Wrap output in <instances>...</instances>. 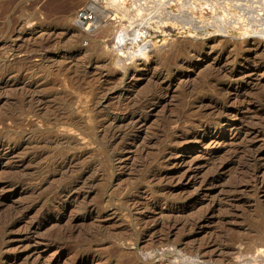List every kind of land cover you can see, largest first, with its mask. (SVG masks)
I'll use <instances>...</instances> for the list:
<instances>
[{"label":"rangeland","instance_id":"374dc122","mask_svg":"<svg viewBox=\"0 0 264 264\" xmlns=\"http://www.w3.org/2000/svg\"><path fill=\"white\" fill-rule=\"evenodd\" d=\"M61 1L0 0V264H264V41L171 24L115 65L110 29L41 47Z\"/></svg>","mask_w":264,"mask_h":264},{"label":"built area","instance_id":"2783aa9c","mask_svg":"<svg viewBox=\"0 0 264 264\" xmlns=\"http://www.w3.org/2000/svg\"><path fill=\"white\" fill-rule=\"evenodd\" d=\"M193 1L197 0H119V4L117 0H87L77 9L73 22L86 37L112 27L107 49L121 64H133L178 32L170 24L174 20L188 22L191 32H196L193 27L212 31L204 23L210 18L199 21ZM204 1L213 6L215 0ZM199 22L205 26H198Z\"/></svg>","mask_w":264,"mask_h":264},{"label":"bare ground","instance_id":"6f19581e","mask_svg":"<svg viewBox=\"0 0 264 264\" xmlns=\"http://www.w3.org/2000/svg\"><path fill=\"white\" fill-rule=\"evenodd\" d=\"M59 1L60 0H58V3H59ZM67 1V0H66ZM79 1V0H78ZM118 1V4H119V0H117ZM198 1V0H197ZM201 1H204V0H201ZM62 2V4H65L64 2V0L63 1H61ZM73 2H74V0H73ZM194 2V1H193ZM214 2H215V4H219V7H221L222 9H224L225 11H228V13L226 12V14H225V16H222V17H219L218 19H216L215 17L214 18H212L210 21H206L205 23L207 24V26L209 27V28H211L212 29V31L211 32H213V34L216 32V33H218V34H220L221 35V37L222 36H224L225 34H228V33H230L232 30H234V28L236 29V27L234 26V25H236V24H238V21L241 19L242 21H244V24H243V26H242V30L240 31V33L237 35V33H234V34H232V37H235V38H240V37H248V38H251V37H253V38H259L261 41H264V4H263V2H261L260 0H236V1H230V0H215V1H213V4H214ZM194 3H197V2H194ZM204 3V2H203ZM231 4L232 6L230 7V8H226L227 6V4ZM58 6L60 7L61 6V4L59 5L58 4ZM212 6V5H211ZM62 7V6H61ZM198 8V7H197ZM205 8H207V7H205ZM213 8H216V7H213ZM231 10H236V13L235 12H233L232 14H231ZM203 11V10H202ZM71 12V11H70ZM69 12V13H70ZM199 12V11H198ZM204 12V11H203ZM68 13V14H69ZM205 13V12H204ZM214 13H216V12H214ZM67 14V15H68ZM219 14V13H218ZM200 15V14H199ZM220 15V14H219ZM65 16V15H64ZM70 17V16H69ZM69 17L68 16H65L64 18H63V20L65 21V27H64V32H61V33H59L58 34V36H56L55 35V32L53 31V29H48L47 27V30L45 29L43 32H45V31H47L46 33H45V35L43 36V37H41L40 39V41H39V43H40V45H41V47L43 48V47H45L46 46V44H48V43H50V41L52 40V38H53V40H54V38H56L57 40L59 39V38H62L63 36H66L67 34H69L72 30H73V26H72V23L74 24V22H73V20L71 19V20H67V19H69ZM73 17V16H72ZM203 17V16H202ZM207 17V16H206ZM66 20H67V22H66ZM39 22V21H38ZM48 22V21H47ZM47 22H44V24L46 23L47 24ZM70 22H72V23H70ZM37 23V22H36ZM43 23V22H42ZM202 23V22H201ZM170 24H172V25H177V26H179V27H181L183 30H186L187 31V29H190L191 30V28L188 26V22H185V21H182V20H180V21H176V20H174V21H172ZM233 24V25H232ZM39 25V24H38ZM37 25V27H39ZM204 25V24H203ZM202 25V26H203ZM239 25V24H238ZM76 26V25H75ZM201 26V25H200ZM240 26V25H239ZM41 27V26H40ZM39 27V29H41ZM77 27V34H78V36H82V30L80 29V27H78V26H76ZM110 27H111V25H110ZM234 27V28H233ZM238 27V26H237ZM201 27H193L192 29H194L195 31H196V34H197V36H198V34H200V33H203L202 31H200V32H197V30H201L200 29ZM101 29H103L104 30V28H101ZM111 29H112V27H111ZM110 29V30H111ZM33 29L32 28H29V29H26L25 30V32H23L24 30H17L16 31V38H19V37H21L22 35H24V34H30V36L33 34L32 31ZM113 30V29H112ZM111 30V31H112ZM52 31H53V33H52ZM110 31V32H111ZM237 31V30H236ZM42 32V33H43ZM239 32V31H238ZM100 33V32H99ZM112 33V32H111ZM215 33V34H216ZM196 34H194V35H196ZM207 34V33H206ZM212 34V35H213ZM223 34V35H222ZM203 35V34H202ZM217 35V34H216ZM197 36H192V37H197ZM219 36V35H218ZM37 37V36H36ZM226 37V36H225ZM32 38V37H31ZM227 38V37H226ZM36 39V38H35ZM210 39V38H209ZM217 39V38H216ZM230 39V38H229ZM215 40V39H214ZM213 40V41H214ZM246 40V39H245ZM38 41V40H37ZM208 41V40H207ZM216 41V40H215ZM220 41V40H219ZM218 41V42H219ZM242 42V41H241ZM221 43V42H220ZM38 44V43H37ZM52 45V44H51ZM36 46V45H35ZM213 46V45H212ZM26 47V46H25ZM32 47V46H31ZM104 47L105 46H103V49H104ZM156 47L157 46H154V47H152V48H150L149 50H148V54L147 55H144L141 59H139V60H141V61H143L144 59H145V57H147L148 55H151V53L153 54V53H155L156 51L157 52H159V50H157L156 49ZM35 48V47H34ZM212 48V47H211ZM23 49V48H22ZM106 49V48H105ZM11 50V49H10ZM28 50V49H27ZM26 50V51H27ZM40 50V49H39ZM25 51V50H24ZM40 51H43V50H40ZM6 52H8V51H6ZM34 53H35V51H33ZM36 52H39V51H36ZM156 52V53H157ZM5 53V52H4ZM27 54H29V53H27ZM44 54V53H43ZM27 57V56H26ZM29 57V56H28ZM44 57V56H43ZM42 57V58H43ZM148 58V57H147ZM29 59V58H28ZM27 59V60H28ZM159 59V58H158ZM78 60V59H77ZM99 60H102V59H100L99 58ZM26 61V60H25ZM149 61V60H148ZM74 63H76V62H74ZM119 64L120 63V61L118 60V59H115V61H114V64L116 65V64ZM136 63V62H135ZM147 63V62H146ZM139 64V63H138ZM145 64V63H144ZM131 65V64H130ZM129 65V66H130ZM21 66V65H20ZM105 66H106V64H105ZM126 66V65H125ZM124 66V67H125ZM121 67V66H120ZM134 67H135V65H134ZM142 67V66H141ZM19 68V67H18ZM74 68V67H73ZM77 73V72H76ZM79 74V73H78ZM76 78V77H75ZM74 78V79H75ZM83 78V77H82ZM96 79V78H95ZM94 79V80H95ZM76 80V79H75ZM139 80V79H138ZM79 81V80H78ZM108 89V88H107ZM106 89V90H107ZM99 95V94H98ZM106 95V94H105ZM101 97V96H100ZM31 98V97H30ZM32 99V98H31ZM30 100V99H29ZM68 110V109H67ZM92 111V110H91ZM69 113V112H68ZM67 114V113H66ZM69 115V114H68ZM71 115V114H70ZM73 115V114H72ZM75 117V116H74ZM107 117V116H106ZM66 118V117H65ZM68 119H69V117H68ZM71 119V118H70ZM73 119V118H72ZM77 119H79V118H77ZM76 119V120H77ZM106 119V118H105ZM64 120V119H63ZM108 120V119H107ZM119 120H121V119H119ZM67 121L68 120H66V123H67ZM82 121V120H81ZM65 122V121H64ZM70 122H71V120H70ZM69 122V123H70ZM80 123V122H79ZM74 124V123H73ZM75 125V124H74ZM78 125V124H77ZM65 126H67V125H65ZM72 126V125H71ZM70 126V127H71ZM76 127V126H75ZM72 128H73V126H72ZM78 128V126L76 127V129ZM80 128H83V127H80ZM135 128V127H134ZM68 129V128H67ZM85 130V129H84ZM84 132V131H83ZM113 134V133H112ZM125 134V133H124ZM112 136V135H111ZM123 137V136H122ZM113 138H115V137H113ZM117 138V137H116ZM120 138V137H119ZM47 139V138H46ZM195 139V138H194ZM193 139V140H194ZM261 249V248H260ZM196 264V263H195ZM256 264V263H255Z\"/></svg>","mask_w":264,"mask_h":264}]
</instances>
